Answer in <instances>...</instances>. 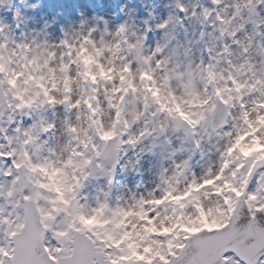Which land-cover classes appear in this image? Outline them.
<instances>
[{
  "label": "clouds",
  "instance_id": "clouds-1",
  "mask_svg": "<svg viewBox=\"0 0 264 264\" xmlns=\"http://www.w3.org/2000/svg\"><path fill=\"white\" fill-rule=\"evenodd\" d=\"M10 4L4 0L0 7ZM20 4L12 23L0 19V153L11 154L4 156L10 165L0 159L5 215L15 211L6 194L18 179L14 199L40 193L53 227L89 228L100 249L97 264H144L128 245L141 244L136 252L151 255L143 247L163 239L157 233L140 239L151 227L135 214L141 201L167 197L164 205H143L149 217L159 209L161 218H196L202 209L211 221L221 212L230 215L227 198L238 205L233 223L247 221L248 189L238 198L232 187L246 173L264 174V0H211L212 6L170 0L165 20L140 21L128 9L122 23L78 9L80 19L61 24L60 36L49 31L57 16L28 26L37 23L28 13L39 0ZM181 7L190 9V24L195 17L201 26L198 35L184 27L176 12ZM149 20L163 29L154 46L146 43ZM240 136L241 147L259 141L251 156L241 147L227 152ZM146 173L154 179L144 180ZM118 175L141 180L129 184ZM208 177L214 183L203 185ZM193 180L203 187L177 203L173 197ZM253 191V210L264 207V189L256 184ZM257 218L264 223V212ZM124 231L131 235L110 247L108 236L119 239ZM49 240L56 243L51 234ZM124 255L130 259H120Z\"/></svg>",
  "mask_w": 264,
  "mask_h": 264
},
{
  "label": "snow or ice",
  "instance_id": "snow-or-ice-1",
  "mask_svg": "<svg viewBox=\"0 0 264 264\" xmlns=\"http://www.w3.org/2000/svg\"><path fill=\"white\" fill-rule=\"evenodd\" d=\"M3 2L4 0H0V3ZM181 10L183 11L182 7ZM85 39L87 40V37ZM261 106L264 107V105ZM243 116L247 119L248 113L244 112ZM259 120L264 122V116L259 117ZM249 127H251V122H249ZM251 131L254 133L256 129L251 128ZM242 139L243 136L238 137L236 142L228 147L227 152L231 153L233 148L241 147ZM258 143V140L253 139L250 144L241 147V151L245 156H251ZM5 155L11 154L0 153V157ZM15 167L19 169L20 165L16 164ZM4 175L10 176L11 172H5ZM235 175L233 173V176ZM217 178L221 177L217 176ZM252 179L253 174L246 173L239 181V187H232V192L236 197L244 196V189H248ZM255 181L258 189H264V174ZM16 183L18 179L11 182L12 186L8 188L6 194L15 211L5 215L4 207L0 204V236L3 237L0 239V264H97L96 258L100 254V249L96 246L92 235L89 234V228L84 227L69 232L64 228L53 227L50 213L38 203L40 193L25 194L18 200L14 199L17 194ZM213 183L211 177L203 181V185ZM203 185L193 180L183 193L173 199L178 203L185 196H190L193 190L202 188ZM168 196H171L170 192ZM166 199L167 197L141 201L139 204L140 211L135 214L146 225H151L150 228L144 227V235L140 236V239H150L153 233H157L163 239L153 240L143 247V252L151 253V255H141L136 252L135 248L141 247V244H136L135 247L129 244L128 248L132 249L131 255L136 260L143 261L144 264H155L156 260L160 264H241V262L243 264H264V223L257 218V213L264 212V207L257 205L253 210L252 203L258 199L255 191H247L250 215L242 225L233 223L238 205L236 201L227 198L226 203L229 205L230 215L221 212L219 217H213L211 221L207 220L202 209L199 211V217L196 218L183 213L161 218L159 209H156L153 216L149 217L143 210L145 203L154 206L164 205ZM197 207L199 208L198 205ZM165 219L170 221V226H164ZM182 220H186L187 223H182ZM157 222L160 225L159 228L156 226ZM197 224L199 226H196ZM177 228L180 231H174ZM49 234L55 236V244L50 242ZM130 235L127 231H124L119 239H114L109 235L108 239L112 241V245L109 246L114 245L119 248L121 241ZM120 259L128 260L130 257L124 255ZM111 264H116V261L112 260Z\"/></svg>",
  "mask_w": 264,
  "mask_h": 264
},
{
  "label": "rangeland",
  "instance_id": "rangeland-1",
  "mask_svg": "<svg viewBox=\"0 0 264 264\" xmlns=\"http://www.w3.org/2000/svg\"><path fill=\"white\" fill-rule=\"evenodd\" d=\"M30 3H37V0H29ZM170 0H154V7H156L157 12H155V17L158 20H165L167 19L169 12L168 9L165 7ZM150 0H120V7L114 2V0H39L40 7L36 10L35 13L29 12L30 16H34L35 21L37 23L33 24L31 21L29 22V27H39L40 23H42V17L51 19L53 16H57L59 23L54 25L53 28L49 29V31L53 32L55 35L60 36L62 35L60 31V25L67 23L69 20H78L80 17L77 16V10L82 9L86 16H92L93 14L98 15L99 17H103L104 19H112L115 18V23H122L125 19V13L128 9H135L136 18L140 21L148 20L151 16L150 14ZM188 3H203L205 6H212L211 0H181V4H188ZM126 5L127 7L124 8L122 6ZM264 6V5H262ZM18 8H22L20 4V0H11L10 6L0 7V19L6 18L9 23H12L14 17L16 15V11ZM155 10V9H154ZM177 10V9H176ZM199 7H197V11H199ZM186 11H190V9L181 10L179 13V17L183 20L185 24V28L188 29L189 34L193 30L196 31L197 35L201 30V26L196 22L195 17L192 18V23L190 24L187 19H185ZM148 27L152 30L148 31V39L147 44L155 45L156 39L162 34L163 29L159 28L154 22V25L149 20ZM24 28V25H20L16 28L17 35L20 34V30ZM26 30V29H25ZM208 30L210 31L211 28L208 26ZM153 32V33H152ZM240 34L237 33V36ZM181 36L183 34L181 33ZM207 54L205 50L203 55ZM206 59V58H205ZM30 120H26L25 123H30ZM0 159L5 160L7 164H11V160L7 157H0ZM145 167H147V163L145 162ZM194 174L199 176L202 172V169L199 165H196L193 169ZM11 179V177H8ZM144 180H152L150 174H145L143 177ZM117 180L121 182H127L129 184L134 183L137 180H141L140 176H129L127 178L118 175ZM154 186V185H151ZM256 187L255 178H253L248 186V191H253ZM139 191H143V189H139ZM241 264H243L241 262Z\"/></svg>",
  "mask_w": 264,
  "mask_h": 264
}]
</instances>
